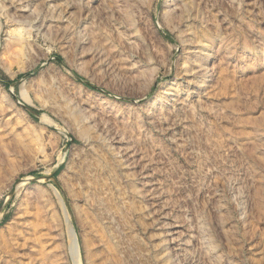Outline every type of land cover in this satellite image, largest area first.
<instances>
[{
  "label": "rangeland",
  "instance_id": "374dc122",
  "mask_svg": "<svg viewBox=\"0 0 264 264\" xmlns=\"http://www.w3.org/2000/svg\"><path fill=\"white\" fill-rule=\"evenodd\" d=\"M0 264H264V0H0Z\"/></svg>",
  "mask_w": 264,
  "mask_h": 264
},
{
  "label": "trees",
  "instance_id": "16d2710c",
  "mask_svg": "<svg viewBox=\"0 0 264 264\" xmlns=\"http://www.w3.org/2000/svg\"><path fill=\"white\" fill-rule=\"evenodd\" d=\"M90 86H92V87H94V88H98V87H96V86H93V85H91V84H89Z\"/></svg>",
  "mask_w": 264,
  "mask_h": 264
},
{
  "label": "water",
  "instance_id": "95a60500",
  "mask_svg": "<svg viewBox=\"0 0 264 264\" xmlns=\"http://www.w3.org/2000/svg\"><path fill=\"white\" fill-rule=\"evenodd\" d=\"M91 85H93V84H91ZM93 86H95V85H93ZM97 87V86H96Z\"/></svg>",
  "mask_w": 264,
  "mask_h": 264
}]
</instances>
